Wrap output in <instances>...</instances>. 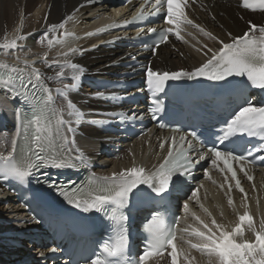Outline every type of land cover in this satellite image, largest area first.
<instances>
[{"label":"snow or ice","instance_id":"1","mask_svg":"<svg viewBox=\"0 0 264 264\" xmlns=\"http://www.w3.org/2000/svg\"><path fill=\"white\" fill-rule=\"evenodd\" d=\"M156 2L160 4L161 0H156ZM184 3L185 0H166L167 16L165 23L177 26V38H179V24L185 21L189 24L192 23L184 16L182 10ZM241 6L255 10L248 0H242ZM259 9L264 11V0H259ZM57 27L62 29L64 24L52 25L51 29L54 30ZM256 28L257 25L249 21V31L244 32L243 35L232 36L229 33L232 42L219 41L221 44L219 49L213 51L211 57L194 70L157 72L149 67L146 71V78L148 88L154 94L152 104L155 107L151 109L153 119L156 118L157 113L163 111V103L156 97V94L165 91L167 82H177L183 79L193 81L200 78L212 82H221L228 81L230 77H241L246 78L252 88L264 91V27L259 28L261 35L258 40L250 36V32H254ZM150 31H155V29ZM169 31L165 30L160 34L159 39L155 42L157 47L159 44L166 42ZM213 39L216 38L213 37ZM51 42L50 40L49 43ZM15 44L16 42L13 41L12 46L14 47ZM70 51L74 53L77 50L73 48ZM153 51L155 52V48H153ZM65 55H68V53H65ZM67 66L73 70H78L80 67L78 64L71 62ZM64 75V68L61 67L56 72V76L63 77ZM81 75L82 73L77 71L71 78L72 83L63 84V98L67 101L68 115H76L77 124L81 122V114L75 110L76 106L68 98L67 92L77 87ZM32 76H34V80ZM40 80L41 73L37 68L32 69V74L27 80H25L23 69H8L7 75L0 73V84L5 85V87L11 85L14 96H22L25 101L32 105L29 113L21 115L17 111L16 138L12 140V152H9L6 156H0V178H12L24 183L28 181L29 177L35 176V172L40 169L77 167L71 160L61 159L56 155L54 142L56 137L61 135L60 126L67 123L69 133H74V129L70 121L66 122L48 106L52 97L47 87H44L43 84L38 85L37 82ZM33 90L43 91L46 97L37 96L36 91ZM56 91L60 93L61 89L58 88ZM102 95L103 93H97V96ZM257 96H259V93H257ZM33 97H35V100L32 99ZM37 100L42 102L37 103ZM54 117L55 130L53 129ZM221 132L222 134H213L215 140L211 141L212 146L208 148V152L214 157L212 164L216 165L218 161L222 160L224 167L231 173V179L236 181V187L243 192L230 161H235L237 164L242 162L254 163L256 160L264 161V142L247 149L245 153L237 150L233 137L246 134L248 137H261L264 140V98H246L233 110L226 121V127ZM190 135L193 138L197 137L195 131H192ZM63 138L67 141V137ZM185 143H188V148L183 146ZM217 143L220 145L219 148L216 147ZM159 147L164 149L166 144L161 142ZM191 151V142L187 141L184 136H181L179 140L173 138L171 143L167 145V156L164 157L163 162L159 164V167L153 173L145 175L143 168L133 167L118 174H113L111 178L104 177V183H100L96 179H90L87 185L80 189L72 187L70 190H65L63 186H60L57 190L69 205L83 212L93 210L101 212L105 210V205L109 204L115 205L118 209H123L127 206L130 196L135 193L134 190H140L141 185H144L158 197H163L170 190H181L183 187L182 179L191 176L196 164L205 158L204 155H200L199 160L193 162L189 156ZM255 153L260 155H255ZM76 159L79 160L80 157H76ZM241 171H244V169L241 168ZM204 176H208L207 171L204 172ZM248 178L249 180L252 179L251 177ZM48 183L50 187H57L54 181ZM196 195L197 193L193 191L192 196ZM231 203L232 201L229 200V204ZM184 207L187 209V204ZM124 219L126 217L121 213L116 220L115 231L117 237L115 241L111 244L106 243L103 247L106 257H119L127 248L128 236L122 224ZM238 219L241 225L247 223L255 236L254 241L237 242L235 237L243 235L242 226L238 225L231 232H228L222 230V227L213 220L211 228L202 223L203 231L192 230V235L197 237L200 243L191 244L190 247L205 253L213 261V264H264V222L261 224V231L257 232L253 227L251 217L247 213L238 217ZM145 230L148 232L149 237L146 246L139 253L138 259L133 258L129 261V264H147L150 258L161 254L166 249H171L168 253L171 264H178L180 255L187 256V253L177 252L172 226L166 227L158 214H153L151 219L146 222ZM51 251H56V249H51ZM43 254L41 252V256ZM85 264H89V261H85ZM90 264H118V261L101 258L97 254L95 259L90 260Z\"/></svg>","mask_w":264,"mask_h":264},{"label":"bare ground","instance_id":"2","mask_svg":"<svg viewBox=\"0 0 264 264\" xmlns=\"http://www.w3.org/2000/svg\"><path fill=\"white\" fill-rule=\"evenodd\" d=\"M88 1L0 0V66L23 69V74L27 77H30L33 68L39 69L40 81L52 94L58 88L61 89V92L64 91L63 84L72 83L71 78L77 71L82 73L80 79L84 82L87 77L93 74L105 75L112 72L111 65L120 61L121 54L117 51H106L101 48L91 49L95 44L85 40L75 41L74 39L75 35L84 33L95 24L94 17L109 12V6L106 2L103 5L90 7L86 5ZM233 1L237 3L236 10L239 12L235 13H242L239 17L241 20H245L244 16H252L257 20L256 23H253L257 25V28L254 32H250V36L258 40L261 35L259 28L264 27V13H250L244 10L239 4L240 0H217L213 4L201 3L187 11L188 18L192 23L189 24L185 21L179 24V38H177V26L172 25L169 41L155 50L149 67L155 71L161 70L160 72H164L166 68L172 71L194 70L206 62L213 51L219 49L221 46L219 41L232 42L229 33L232 36H241L244 32L249 31V25L245 21H243L244 32L240 30L239 24L229 21V10L233 8ZM117 6L114 5L112 8H119ZM119 10L125 12V8ZM227 14L228 16H226ZM224 18L225 21L218 24L220 19ZM61 23L64 24V28L51 29L52 25ZM173 29L176 30V34ZM50 40L51 43H49ZM13 41L16 42L14 47L12 46ZM188 42L191 43V46L189 44L190 47ZM73 48L77 50L74 53L70 51ZM69 62L78 64L79 69L73 70L68 67ZM61 67L64 68L65 75L57 77L56 72ZM61 78H65V81H59ZM93 94L84 85L77 93H72L70 90L67 92L68 98L73 104L81 108L95 110V102L91 99ZM2 97L0 94V107L1 110H6L8 107L7 100L2 99ZM53 107L58 116L66 119L69 110L64 98L55 99L53 96ZM10 128L9 131H11ZM65 128L67 129V126ZM80 130L86 138H78L77 144L84 150L87 158L91 159L93 163H97L101 160L98 154L101 144L95 141L96 138L100 137L99 133L87 127H82ZM11 135L9 132L0 134V156L6 154ZM126 149L122 152L121 157L128 161L127 165H125L126 163L120 164L122 158L118 157L111 160L98 173L111 178L113 174L133 167L150 168L157 159L160 147L157 144L156 136L147 135L132 140L126 145ZM214 174L215 179L219 182L220 177L211 171L213 177ZM257 186H259V196L249 199V210L255 219L253 227L258 232L261 231V224L264 222L263 175L258 178ZM216 188L213 181L203 180L200 184V192L195 197L191 194L190 198L185 201V204L188 203L192 208V213L188 216V221L181 219L179 222L177 242H179V246H183L178 248V253L179 249L180 253H187V256L180 255V264H203L204 260L201 261L199 256L202 252H196V249L190 247L191 244L200 243L199 239L192 235V230L203 231L202 223L211 228L212 221L215 220L216 224L222 227V230L228 232L238 226V217L239 214L243 213L244 204L238 197L229 204L224 192L217 194ZM5 197L6 195L0 192V233L23 229L24 227L15 223L16 220L24 218L23 211ZM218 200L224 203H219ZM257 204L259 207H256ZM184 211L185 207L183 208V215ZM242 233V236L235 237L237 242L254 241L255 236L248 226H244ZM2 241L4 239L0 237V261L2 263H7L8 258L9 261L11 260L10 264H16L17 260L24 255L36 253V249L26 246L27 244H24L25 249L15 250L9 249ZM37 253L41 254V252ZM147 264H171V260L169 255H162Z\"/></svg>","mask_w":264,"mask_h":264},{"label":"rangeland","instance_id":"3","mask_svg":"<svg viewBox=\"0 0 264 264\" xmlns=\"http://www.w3.org/2000/svg\"><path fill=\"white\" fill-rule=\"evenodd\" d=\"M232 4H233V8L232 9H230L229 11V13H230V15L228 16V14L226 15V16H228L229 17V21H231V22H234V23H237V24H239V26H240V30H242L243 32H244V30H243V27H244V24H243V21L244 20H241L239 17L242 15V13H240V14H236L235 12H238L237 10H236V8H237V3L235 2V1H233L232 2ZM234 13H235V15H234ZM239 13V12H238ZM244 14V13H243ZM225 21V18L224 19H220V21L218 22V24H222L223 22ZM189 35V34H188ZM192 35V34H191ZM191 37H193V35L191 36ZM189 44H190V46H191V43H189L188 42V46H189ZM189 46V47H190ZM175 57H177V56H175ZM178 58V57H177ZM161 70H157V72H160ZM164 71H172V70H169V69H165ZM127 161H120V163L121 164H124V163H126ZM200 256V259H201V261L202 260H204L203 261V264H213V261L211 260V259H208L209 257L205 254V253H202L201 255H199ZM203 258V259H202ZM208 260V261H207ZM211 260V261H210Z\"/></svg>","mask_w":264,"mask_h":264},{"label":"trees","instance_id":"4","mask_svg":"<svg viewBox=\"0 0 264 264\" xmlns=\"http://www.w3.org/2000/svg\"><path fill=\"white\" fill-rule=\"evenodd\" d=\"M245 20V22H246V24H248L249 25V21H251L252 23H256L257 22V20L255 19V17H252V16H247V17H243Z\"/></svg>","mask_w":264,"mask_h":264}]
</instances>
